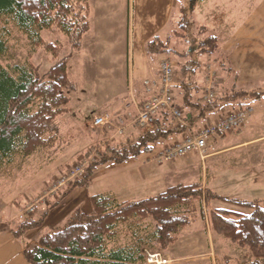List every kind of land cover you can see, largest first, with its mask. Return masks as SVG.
Instances as JSON below:
<instances>
[{"label": "rangeland", "instance_id": "rangeland-1", "mask_svg": "<svg viewBox=\"0 0 264 264\" xmlns=\"http://www.w3.org/2000/svg\"><path fill=\"white\" fill-rule=\"evenodd\" d=\"M86 1L88 3V0ZM204 1L206 2H201L192 11H188V0H177L178 5L174 19L167 28V33L165 32L167 36L163 37V40L161 39L164 42L168 37V48L171 52L163 56L154 55L152 57L155 60L167 57L179 74L185 63L193 61L194 66L198 68L195 69L196 72L187 73L185 79L197 85H200L202 79H204L205 85L211 83L218 89L222 88L220 95L262 94L260 99L252 95L253 97L250 96L248 99L237 100L235 98L226 102V105L223 102L221 103L223 106L221 114L232 112L240 107L246 112V108L249 105L255 107L258 102L264 105V0ZM2 26L3 21L0 19V29ZM9 27L12 34L7 41L6 55L0 57V66L11 67L23 64L26 60H29L28 62L36 68L38 74L44 76L50 68L64 60L67 63V75L71 82L70 86L65 90L67 97L66 111L55 120L52 127L57 135V144L54 151L38 152L26 158L21 155H15L10 162L3 164L0 168V217L7 221H14L19 220L22 212L26 214L25 211L32 202L39 201L50 190L56 178L65 173H70L72 168L76 166H84L86 164L83 167L85 168L90 160L92 162L95 157L93 158L92 155L91 157H85L84 154L91 147L90 145L97 140V131L100 130L92 127L94 115L102 111L99 108L100 104L97 99L103 95L102 92H104L105 97H110L124 88L107 87L101 92V89L93 86V76L96 73L94 66H91V64L90 66H83L80 63L77 51L79 46L77 49L73 48L67 37L56 28L40 32L42 44L40 46H32L26 37L13 26L9 25ZM209 37L217 38L215 52L210 55L199 53L198 43ZM48 44L56 47L57 51L55 54H51L45 49ZM226 44L228 45V50L226 51L225 49L224 53L223 48ZM239 48H247L246 65L249 68L258 70L259 72H257L262 78L254 77L257 74L255 71L252 73L253 78L249 76L247 79L242 80L241 76L240 79L237 78L239 76L236 70L239 63L234 54ZM184 52L190 53L188 56L182 57L180 54ZM235 62L236 65H234ZM229 69L232 71H229ZM178 73H176V76H178ZM204 84L201 87L200 94L205 87ZM139 87L137 88L139 89ZM142 88L143 93L147 95L144 83ZM195 95H198V93H193L192 97L195 98ZM172 96V106L183 108L176 105L178 103L176 98L179 96H176V98H174L173 94ZM251 115L252 111L249 112L248 119ZM261 115L264 116V114ZM255 118L257 120L258 115H255ZM262 120L264 121V118ZM262 120L255 124L262 123ZM90 121L91 126L88 125ZM109 121H111L110 118ZM204 123L202 126L212 124L213 120L210 119ZM259 126L261 127L262 124ZM121 129L123 130L124 127L121 126ZM227 136L226 138L218 137L216 140H212V147L208 151L206 149L202 154L193 153L173 162H162L159 164L154 160L157 153L163 148L171 147L179 142L175 141L178 139V135L171 133L164 140H160L151 146V151L140 154L136 159L145 163L154 162L152 166H157L161 170L176 164L187 167V171L184 173L161 175L160 178H163V180L155 183L158 190L153 195H159L167 187L173 185L200 184L201 202L199 207L203 220L199 216L190 223V226L186 228V232H182L185 229L180 232L187 234L186 240L189 243L199 241L198 246L188 247L189 254L187 257L190 260L194 258L195 260L207 262L209 258L208 261H211L212 264L215 258L218 257L224 262L226 258L221 257L222 252L232 257L235 256L234 258L238 260L242 255L251 256L248 249L240 248L213 232L208 225L207 219L209 209H224L247 215L251 212V208L242 206V202L253 203L264 200V139L255 142L253 147H242L207 156L209 153L217 151V149L229 148L237 143H242L241 141L243 140L262 138L264 129L261 131L259 128L257 133L253 130L247 131L246 126H244L241 130ZM181 137H184V134ZM116 141H119V138H116ZM77 155H81V158L77 159L79 157ZM101 169L102 167H96L89 178L90 185L88 182L86 187L89 189L90 194L100 193L99 191H102L104 187L108 189L112 184L119 185L124 194L126 187L130 186L128 183H131V189L133 188V190L141 187L139 185L141 180L138 179L140 176L138 170L134 171L132 176H129V173L125 172L126 170H114L109 174L102 175L99 172ZM96 178H99L98 182L91 185V182L95 181ZM105 178H109L106 186ZM153 178H159V175L154 174ZM71 185L69 183V185L61 188V193L58 196L47 197L45 199L46 205H39L36 213L40 208H47L56 201L60 202L66 196L62 195ZM206 194L223 199V201L213 199L209 206H206ZM58 198L60 199L57 200ZM141 199L144 198H139V200L135 201H140ZM34 215H25L24 220L26 221L30 217H34ZM38 217L39 215H37ZM68 223L70 221L62 222L59 228L62 229ZM116 230H122V227H118ZM134 233L140 239H148L154 233V225L149 221H145L140 227L134 229ZM189 234H196V239L190 237ZM213 236H217L223 242L222 249L216 250L215 246H208L209 243L206 245L209 238L212 239ZM113 243L119 248L137 249L135 242L122 234H119L113 240ZM142 252L154 254L146 249H142Z\"/></svg>", "mask_w": 264, "mask_h": 264}, {"label": "trees", "instance_id": "trees-1", "mask_svg": "<svg viewBox=\"0 0 264 264\" xmlns=\"http://www.w3.org/2000/svg\"><path fill=\"white\" fill-rule=\"evenodd\" d=\"M203 1L188 0V11ZM0 19L3 21L0 57L7 53V41L12 34L9 25L25 36L32 46L42 44L40 32L56 28L77 49L88 30L89 5L86 0H0ZM216 47L217 38L209 37L198 43V52L210 55ZM45 49L51 54L57 51L51 44L46 45ZM145 50L151 56L170 53L168 37L164 42L158 37L151 39L146 43ZM189 53L180 55L186 57ZM28 61L11 67L0 66V168L15 155L26 158L38 152L54 151L57 135L52 127L66 111L65 90L71 84L66 61L58 62L44 76H40ZM194 65L193 61L185 63L180 74L177 72L178 81L181 82L179 85L196 89L195 84L182 80ZM252 95L259 99L262 94H222L208 102H203L200 94L195 101L188 100L181 108L182 119L188 127L196 128L208 113L219 109L221 102L235 98L248 99ZM182 129L168 113L159 112L153 118L152 129L138 135L132 144H106L100 149L90 147L84 156L92 155L95 158L87 165L83 178L75 181L62 196L77 187L86 186L96 167L121 165L135 160L140 154L151 151V146L156 142ZM213 199L223 201L206 194V206ZM89 200V214L77 211L62 229H50L36 245L25 250L24 257L28 264H143L145 253L142 249L165 254L176 244L179 233L188 228L192 221L199 216L203 220L199 207L201 187L197 183L175 185L155 197L134 202H117L101 195H93ZM58 203L56 201L44 210L47 212ZM241 205L250 207L251 212L246 215L224 209H209L208 225L213 232L232 244L248 249L253 258L250 264H259L260 260L264 261V200L242 202ZM145 221L154 225V233L148 239H140L135 236L134 229ZM40 223L29 218L16 230L21 233L23 228L27 230ZM118 227H122V230H116ZM119 234L131 238L137 249L114 245L113 240ZM229 263L230 260L226 258L224 264Z\"/></svg>", "mask_w": 264, "mask_h": 264}, {"label": "crops", "instance_id": "crops-1", "mask_svg": "<svg viewBox=\"0 0 264 264\" xmlns=\"http://www.w3.org/2000/svg\"><path fill=\"white\" fill-rule=\"evenodd\" d=\"M204 2L206 1H203V3ZM88 5L89 26L77 49L80 63L83 66H90V64L94 66L96 73H94L93 76V86L101 89V92L107 87L124 88L122 91L119 90L117 94L110 97H105L104 92H102V96L98 97L97 102L100 104L99 108L102 111L94 116L105 115L110 118L111 121L102 128L103 130L100 129L97 131L98 138L90 146L100 149L106 144H132L141 133L137 132L132 127L131 122L137 115L138 109L144 104L148 97L143 93V82L146 80H156L158 78L157 64L159 60H155L151 55L147 54L145 45L155 37L163 40V37L167 36V28L174 19L178 3L177 0H88ZM225 49L226 51L228 50L227 44L223 48L224 53ZM247 53V48H239L234 54L239 63L236 70L239 76L237 78L240 79V76L241 80L247 79L248 76L253 78L252 73H254V71L257 73L254 77H261L260 74H258V70L247 67L245 61ZM234 65H236V62ZM197 68L198 67L193 66V70L189 73L193 71L196 72L195 69ZM229 71L232 70L229 69ZM182 80L187 81L185 76L182 77ZM189 83L193 82L189 81ZM203 83L204 79H202L200 85L193 83L196 89H190L191 87L186 86V88L179 85L181 82H178L173 89L174 98L179 96L176 98L178 101L176 105L185 107L184 104H186L188 100L195 101V99L200 96ZM137 87H139V89ZM221 89L222 88L218 91L219 96L222 91ZM175 93H177L176 96ZM193 93H198V95H195V98H193ZM224 104L226 105L227 103L225 102ZM256 104L255 107L252 105L247 107L252 109V115L244 126H246L247 131L253 130L258 133L259 128L261 131L264 129V121L262 120L264 116L261 115L264 114V105L260 102ZM222 107V104H220L219 109H222ZM216 115L217 110L213 113H208L206 117L200 120L198 126H201L205 121L210 119L213 120ZM255 115H258L257 120ZM260 120H262V123L255 124ZM90 124L91 121L88 125L91 126ZM260 124H262L261 127L259 126ZM121 126L124 127V131L122 130V135H118L117 130L121 129ZM173 133L178 135V139L175 141H181L186 136V131L184 129ZM183 134L184 137H181ZM226 137L228 136L220 138ZM116 138H119V141H116ZM217 138L218 137H213L209 142L207 141V151L212 147L211 141ZM262 139H264V136L262 138L243 140L241 141L242 143H237L229 148L217 149L214 153H209L207 157L227 150L231 151L242 147H253L255 142ZM166 148L169 147L163 148L157 153V156ZM77 156H79L77 159L81 158V155ZM152 164H154V162L145 163L132 159L121 165L110 164L102 166V169L99 170L102 175L109 174L114 170H126L125 172H128L129 176H132V173L138 170L140 175L138 179L141 180L139 185L141 187L143 186L142 189L139 190L140 187L139 189L135 188L133 190V188L131 189V183H128L130 186H128V188L126 187L124 194L119 185L112 184L108 189L104 187L102 191H99L100 193L90 194L86 186L77 187L70 191L49 211L46 212V209L40 208L34 217H30V220L41 221V223L27 230L23 228L21 233L16 229L19 224L25 221V217L14 221H7L0 217V264H28L24 257L25 250L36 245L38 240L50 229L57 228L62 222H67L73 218L75 213L80 211V209L83 214H89L91 211L89 199L93 195L111 197L117 202H133L139 200V198L145 199L155 197L157 195L153 194L158 190L155 183L163 180V178H160L161 175H177L178 172L184 173L187 171V167L179 164L167 166L168 168L164 170H161V168L157 166L153 167ZM154 174L159 175V178H153ZM98 179L99 178H96L95 181H92L91 185L97 183ZM104 180L106 186L109 178H105ZM168 188L170 187H167L165 191ZM37 215H39L38 218ZM186 231L185 229L182 232L184 233ZM189 236L194 239L197 237L196 234H189ZM186 239L187 234L180 233V237L176 244L171 246L165 254H163L171 259V264H211V261H208L209 258L207 262L198 259L195 260L194 258L190 260V258L187 257L189 254L188 247L198 246L199 241L195 240V243H189ZM208 241L206 245L209 243L208 246H215L216 250L222 249L223 242L218 239L217 236H213L212 239L209 238ZM221 255V257L230 260L229 264H250L252 262V257L250 255H242L239 260L234 258L235 256H229L224 252H222ZM212 264H224V262L217 257ZM259 264H264V261L260 260Z\"/></svg>", "mask_w": 264, "mask_h": 264}, {"label": "built area", "instance_id": "built-area-1", "mask_svg": "<svg viewBox=\"0 0 264 264\" xmlns=\"http://www.w3.org/2000/svg\"><path fill=\"white\" fill-rule=\"evenodd\" d=\"M158 72V79L156 81H144L148 98L139 109L136 117L133 119L131 123L132 127L138 132H146L153 127V117L158 112H166L180 125L187 128L186 136L180 142L175 143L172 147L165 149L161 153L157 159L159 164L162 162H173L193 153L202 154L205 152L207 147L206 142L210 138L215 136H226L243 127L250 112L249 110L246 112L235 111L228 112L226 114L220 113L214 119L212 124L204 125L198 130H192L182 119L181 110L172 107V91L177 82L174 65L167 59H161L158 62ZM216 92V87L211 83H208V85H205L203 89L202 101L208 102L213 100ZM108 121L109 118L105 115L97 116L93 119L92 126L95 128L103 127L108 123ZM117 134L121 135L122 130L118 129ZM84 166H76L75 168H72L70 173H65L59 178H56L50 190L43 197H41L39 201L32 202L28 206L25 211L26 215H33L39 205L45 206V199L47 197L53 198L54 196H58L61 193V188L69 185V183L82 179L87 167L83 168ZM145 263L170 264L171 261L163 259L159 254H148L145 258Z\"/></svg>", "mask_w": 264, "mask_h": 264}, {"label": "bare ground", "instance_id": "bare-ground-1", "mask_svg": "<svg viewBox=\"0 0 264 264\" xmlns=\"http://www.w3.org/2000/svg\"><path fill=\"white\" fill-rule=\"evenodd\" d=\"M154 254H159V255H161L160 253H154Z\"/></svg>", "mask_w": 264, "mask_h": 264}]
</instances>
